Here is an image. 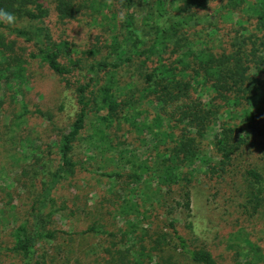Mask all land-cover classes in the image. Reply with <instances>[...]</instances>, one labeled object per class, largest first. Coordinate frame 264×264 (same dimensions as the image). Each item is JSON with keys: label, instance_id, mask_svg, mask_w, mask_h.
Listing matches in <instances>:
<instances>
[{"label": "trees", "instance_id": "16d2710c", "mask_svg": "<svg viewBox=\"0 0 264 264\" xmlns=\"http://www.w3.org/2000/svg\"><path fill=\"white\" fill-rule=\"evenodd\" d=\"M132 1L120 0V31L87 63L73 56L69 42L60 39L64 24L78 15L73 0H0V10L15 17L11 23L0 18V59L10 62L4 52L3 32L8 31L33 41L36 47L27 57L55 74L83 71L84 81L78 79L74 87L78 110L73 122L67 130H59L33 161L32 179L40 196L32 208L41 218L33 226H45L43 221L63 211L55 197L59 184L79 169H87V160L107 155L114 167L127 169L135 184L126 190L128 197L114 196L109 205L105 201L108 214L125 219L124 226H118L124 247L116 248L124 264H172L171 255L164 257L168 249L195 264H217L209 249L190 243L171 216L180 209L194 234L190 185L201 174L211 180L222 178L242 147L260 132L264 121V0H222L210 14L196 9H206L211 0H149L138 25ZM117 2L105 1L107 5ZM242 3L245 12L256 19L261 35L244 38L233 52L214 51L209 44L212 40L201 39L202 32L196 27L206 25L210 33L223 32L220 25L225 16ZM8 46L12 50L10 43ZM149 59L154 64L138 72L137 84L120 82V71L137 60ZM13 66H19L14 75L19 76L20 86L24 67L20 62ZM6 70L0 66V79H8ZM92 112H96L92 129L82 138L91 154L84 159L82 153L80 158L74 157ZM102 175L116 181L124 172L113 169ZM244 176L247 207L257 213L264 205V174L252 166L244 169ZM163 188L167 190L163 192ZM173 191L178 192V199L165 211L169 216L165 226L154 225L150 217L158 214L160 197ZM97 229L90 225L81 233ZM99 232L114 236L107 229L99 228ZM43 233L39 227L31 230L27 221L12 230L11 250L22 264H46V255L38 252L39 238L51 239L55 232Z\"/></svg>", "mask_w": 264, "mask_h": 264}, {"label": "rangeland", "instance_id": "374dc122", "mask_svg": "<svg viewBox=\"0 0 264 264\" xmlns=\"http://www.w3.org/2000/svg\"><path fill=\"white\" fill-rule=\"evenodd\" d=\"M73 1L78 7V15L64 24L60 39L69 42L73 56L88 63L94 55L98 57L110 37L120 31L123 23L122 3L120 0L117 5H107L106 0ZM148 1L131 2L135 9L136 25L144 20ZM221 1L211 0L206 9L196 10L201 14H210ZM224 20L226 22L220 25L223 32L220 33H210L211 29L206 25L196 27L202 32L201 39L212 40L209 44H213L214 51L233 52L243 44L244 38L252 34L261 35L256 29V19L245 12L243 3L232 9ZM189 30L191 33L192 30ZM3 33L7 43L4 52L10 62L0 59V66L4 70L8 68V79H0V264H22L17 253L11 250L14 244L11 232L24 221L28 222L31 230L39 227L43 234L48 230L55 232L51 239L44 235L39 238L38 252L46 255V264H124L125 259H121L122 255L116 248L124 247L118 226H124L125 219L121 215L108 214L105 201L109 205L114 196L118 198L119 194H123L128 197L126 190L135 184L131 183L132 176L127 175V169L123 171L114 167L107 155L87 160L84 165L88 170L79 169L74 176L59 184L55 197L63 211L52 216L50 221H43L45 226H33L41 219L32 208L40 196L39 187L32 179L33 161L59 130H67L73 122L78 110L74 87L78 79L84 81L81 78L83 71L57 75L39 61H31L27 57V52L36 47L33 41H26L8 31ZM91 50L95 53L89 54ZM61 61L64 62V58ZM16 62L24 67L20 86L19 76L14 75L16 68H19L13 66ZM139 62H133L126 71L119 72L121 83L133 81L137 84L138 72L154 64L151 59L141 62L143 64ZM24 105L26 108H23ZM24 109H28L27 113H23ZM35 109L43 114L35 113ZM20 113L23 115L18 117ZM95 113L88 114L86 128L81 142L78 141L75 147L74 157L84 159L91 154L83 145L82 138L91 131ZM99 113L103 114L104 111ZM259 127L260 132L242 147L239 157L233 160L222 178L211 180L208 175L201 174L190 185V219L194 222V234L187 227L188 220L179 212L180 209H176L171 216L190 243L209 249L217 264H264V205L254 213L247 207L244 198V169L253 166L264 174V121ZM113 169L124 172V176L111 181L102 175ZM166 190L163 188V192ZM177 193L173 191L160 197L158 214L150 217L154 225L165 226L166 218H169L165 211L171 205L175 206ZM148 216L150 214L146 216L147 222ZM90 225L98 229L81 233ZM99 228L111 231L114 236L102 234ZM116 242L118 245L114 246ZM169 255L172 264H195L175 250H166L164 257Z\"/></svg>", "mask_w": 264, "mask_h": 264}, {"label": "clouds", "instance_id": "9594fccd", "mask_svg": "<svg viewBox=\"0 0 264 264\" xmlns=\"http://www.w3.org/2000/svg\"><path fill=\"white\" fill-rule=\"evenodd\" d=\"M0 18L5 19L9 23L14 22L15 20L13 14L5 12L4 10H0Z\"/></svg>", "mask_w": 264, "mask_h": 264}]
</instances>
